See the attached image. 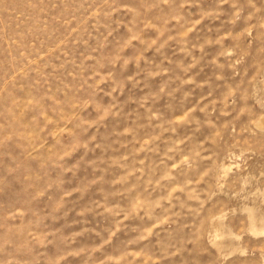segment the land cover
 <instances>
[{
  "label": "rangeland",
  "instance_id": "374dc122",
  "mask_svg": "<svg viewBox=\"0 0 264 264\" xmlns=\"http://www.w3.org/2000/svg\"><path fill=\"white\" fill-rule=\"evenodd\" d=\"M0 264H264V0H0Z\"/></svg>",
  "mask_w": 264,
  "mask_h": 264
}]
</instances>
